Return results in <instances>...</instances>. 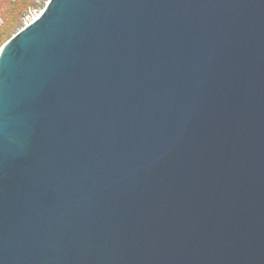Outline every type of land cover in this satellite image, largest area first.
Listing matches in <instances>:
<instances>
[{
	"label": "water",
	"instance_id": "obj_1",
	"mask_svg": "<svg viewBox=\"0 0 264 264\" xmlns=\"http://www.w3.org/2000/svg\"><path fill=\"white\" fill-rule=\"evenodd\" d=\"M0 264H264V0H47L14 32Z\"/></svg>",
	"mask_w": 264,
	"mask_h": 264
},
{
	"label": "rangeland",
	"instance_id": "obj_2",
	"mask_svg": "<svg viewBox=\"0 0 264 264\" xmlns=\"http://www.w3.org/2000/svg\"><path fill=\"white\" fill-rule=\"evenodd\" d=\"M5 11L0 3V46L19 28L28 23L44 7L47 0H16Z\"/></svg>",
	"mask_w": 264,
	"mask_h": 264
},
{
	"label": "trees",
	"instance_id": "obj_3",
	"mask_svg": "<svg viewBox=\"0 0 264 264\" xmlns=\"http://www.w3.org/2000/svg\"><path fill=\"white\" fill-rule=\"evenodd\" d=\"M0 3H4V9L5 11L8 10L9 7L13 6L17 3L16 0H0Z\"/></svg>",
	"mask_w": 264,
	"mask_h": 264
}]
</instances>
